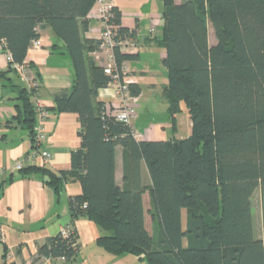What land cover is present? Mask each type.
<instances>
[{
  "label": "trees",
  "instance_id": "trees-1",
  "mask_svg": "<svg viewBox=\"0 0 264 264\" xmlns=\"http://www.w3.org/2000/svg\"><path fill=\"white\" fill-rule=\"evenodd\" d=\"M160 1L162 26L155 38L165 49L162 92L171 128L183 103L191 129L182 138L142 140L107 113L104 102L94 101L111 81L91 55L100 40L84 37L96 0H0V41L12 57L8 71L25 64L38 81L26 56L30 41L39 38L38 27L49 26L70 56L74 77L70 92H55L48 109L74 112L80 124L69 170L57 175L32 168L57 196L67 178L79 180L81 193L69 199L68 234L37 245L29 264L45 257L71 260L79 249L73 222L80 217L105 232L97 238L105 251L132 254L146 264H264V0ZM110 11L117 35L135 43V29L121 24L116 7ZM113 55L118 67L135 58L118 47ZM38 86L17 89L22 106L15 117L29 129L31 145L36 124L31 97ZM128 88L140 95L136 83ZM117 146L123 152L121 185L115 180ZM256 190L261 237L253 225Z\"/></svg>",
  "mask_w": 264,
  "mask_h": 264
},
{
  "label": "crops",
  "instance_id": "crops-1",
  "mask_svg": "<svg viewBox=\"0 0 264 264\" xmlns=\"http://www.w3.org/2000/svg\"><path fill=\"white\" fill-rule=\"evenodd\" d=\"M111 3L120 12L121 24L135 29V45L126 50L135 54V58L124 63L130 72L132 83L140 87L134 109L141 107L138 101L142 98L144 89L153 92L160 86L161 100L164 102L162 106L167 118L161 126L151 122L144 131L134 129L142 134V140L166 139V128L171 125L167 111L168 101L162 92V87L167 82L166 68L162 64L165 49L157 44L155 38L162 26V2L111 0ZM96 9L97 3L88 13L89 26L84 33L85 38H98L102 30V25L95 16ZM38 33L41 45L36 49H28L26 60L31 64L32 71L38 75L37 98L48 108H52L55 92H70L74 77L73 67L70 56L49 26L40 25ZM6 53L4 44L0 41V71L4 72L0 75V264H29L37 245L60 233L62 228L69 229V199L81 193L79 180L67 178L64 179L61 192L57 196L53 188L45 183L41 171L32 168H45L57 175L61 171L69 170L71 151L80 145V124L74 112H55L49 109L51 114L42 123L45 133L42 147L50 152L51 158L47 163H43L39 157L28 158L32 153L31 134L15 117L18 108L22 106L17 89L25 84L16 70L8 71ZM149 99L146 100L148 108L153 109L152 103L155 100L157 102L158 97ZM94 101L104 102L106 111L112 112L118 104V96L113 87L107 86L96 91ZM189 126L191 127V122ZM178 127L177 119L176 131L172 132V136L181 138L177 134ZM122 153L121 146H117L115 180L118 185H121L123 175ZM18 161H24L23 168L30 167L29 170L25 173L16 170L15 164ZM142 174L147 178L145 169ZM143 200L147 204V194L143 196ZM73 225L78 235L77 254L71 260L45 257L40 259L39 264H146L132 254L113 255L105 251L97 244V238L105 232L95 222L80 217L75 219Z\"/></svg>",
  "mask_w": 264,
  "mask_h": 264
},
{
  "label": "built area",
  "instance_id": "built-area-1",
  "mask_svg": "<svg viewBox=\"0 0 264 264\" xmlns=\"http://www.w3.org/2000/svg\"><path fill=\"white\" fill-rule=\"evenodd\" d=\"M97 9L95 11V16L100 21L102 25V30L100 31L98 39L100 40L98 45V50L91 53L95 61L103 67V70L106 74L111 77L110 84L108 86L113 87L118 96V104L115 107V110L108 112L112 114L117 120L122 121L132 128V133L134 137L140 139L142 134L136 131L133 127L132 120L135 117L134 108L137 102V97L132 96L129 92L128 85L132 83L130 77V72L128 71L125 64L116 65L114 61L113 48L118 47L121 50H130L133 48L135 43L130 37L120 38L117 35L116 28L110 24L109 19L112 17L110 11L112 7L111 0H96ZM41 45L39 38L32 39L29 43L28 49H36ZM6 58L9 61L12 60V57L9 53H6ZM12 67L18 72L21 80L29 88H35L38 86V81L34 80L33 75L27 69L25 64H13ZM37 92L32 96L31 102L35 107L36 112V125L34 128V141L32 142V153H30V159L39 157L43 163H47L51 154L49 151L42 147V144L45 139V133L42 126V123L45 118H47L51 111L48 107L39 99L36 95ZM24 161H18L15 164L16 170H21L24 166ZM2 169L0 168V175ZM62 235L68 234V229L62 228L60 230Z\"/></svg>",
  "mask_w": 264,
  "mask_h": 264
},
{
  "label": "rangeland",
  "instance_id": "rangeland-1",
  "mask_svg": "<svg viewBox=\"0 0 264 264\" xmlns=\"http://www.w3.org/2000/svg\"><path fill=\"white\" fill-rule=\"evenodd\" d=\"M208 40L210 43H213L215 41L213 30L209 25V31H208ZM153 92H149L147 89H144L142 98L138 101V104L141 106L139 109L135 110V119L132 120L133 127L136 130H142L144 131L145 127L149 125V123L153 122V124L156 125H163L164 120L167 121V118L165 114L164 109V102L161 100V89L160 86L157 87ZM152 97L156 99L158 97V100L156 102H153V109L148 108V102L146 100H152ZM181 112L177 115L178 119V125L177 128V134L178 136L185 137L190 134L191 127L189 126V117L187 113V109L183 103H180ZM176 129V128H175ZM176 131V130H175ZM166 132L168 134V137L172 136V132L174 130L171 128V126H167ZM252 213H253V225H254V234L256 237H261L262 234V210H261V201H260V192L259 190H256L252 197ZM183 225L185 226V220H186V212L183 211L182 215Z\"/></svg>",
  "mask_w": 264,
  "mask_h": 264
}]
</instances>
